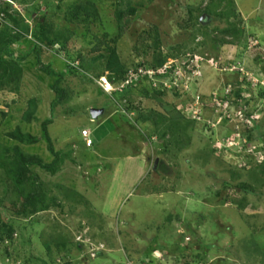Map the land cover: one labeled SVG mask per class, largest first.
<instances>
[{
  "label": "rangeland",
  "instance_id": "1",
  "mask_svg": "<svg viewBox=\"0 0 264 264\" xmlns=\"http://www.w3.org/2000/svg\"><path fill=\"white\" fill-rule=\"evenodd\" d=\"M1 5L0 264H264V0ZM109 48L180 72L108 95Z\"/></svg>",
  "mask_w": 264,
  "mask_h": 264
},
{
  "label": "trees",
  "instance_id": "2",
  "mask_svg": "<svg viewBox=\"0 0 264 264\" xmlns=\"http://www.w3.org/2000/svg\"><path fill=\"white\" fill-rule=\"evenodd\" d=\"M7 5H1L0 4V8L2 9H5ZM134 13V10L132 8H129L126 12L123 11V10H119L117 12V17H116V20H117V23H118V35H117V38H114L112 39V42L115 43L116 40L121 36V34L123 33V31L125 30V28L128 27V24H129V19H128V16H130L131 14ZM17 16V13L16 15L14 14H11L9 16V19L10 20H13L15 23L16 22H21V18L20 17H16ZM23 22V21H22ZM228 31V30H227ZM225 31V32H227ZM157 44V45H155ZM155 47L156 48H159L160 47V44H159V41H158V38L156 39L155 41ZM8 45V43H7ZM6 45V46H7ZM99 58L101 59H104L105 62H104V71L108 72L109 74L107 75V77L110 79V80H114L115 82H119L123 79L124 77V74L125 72L129 69L124 67L122 65V63L120 62L119 58H118V55L115 51L114 48H109L108 49V54L107 55H99ZM0 62H1V59H0ZM164 63V57L162 58L160 55H156V57H154L153 59V64L152 66L155 67V68H158V67H161ZM98 77L100 76H103L102 74L100 75H97ZM57 93H59L60 91L58 89H56ZM58 98V95L57 97ZM55 98V99H56ZM177 112V111H176ZM175 112V116L178 117V118H181L182 116L177 112ZM151 115H147L145 116L144 120H149V118H151V116L154 114L152 111H150ZM46 124L47 122H42L41 124V129H42V132L48 142V145L49 147L51 146V142H50V139L48 137V132H47V129H46ZM16 139L17 140H22V137L18 134L16 136ZM50 151L52 152V149L50 147ZM28 165H39L41 167H44V168H48L49 165L47 164H43L39 159H36V158H33V157H25V158H22L21 159V163H20V166H18V169H17V180L19 182V187L21 186L20 189H18V194L20 195V197L23 199V202L27 205V206H30V207H35L40 199L42 198V189L40 186H35L33 190H26L24 188V185H23V182L25 180L28 181V177L26 178L25 177V171L27 170V166ZM33 177V175H32ZM48 249V248H47Z\"/></svg>",
  "mask_w": 264,
  "mask_h": 264
},
{
  "label": "built area",
  "instance_id": "3",
  "mask_svg": "<svg viewBox=\"0 0 264 264\" xmlns=\"http://www.w3.org/2000/svg\"><path fill=\"white\" fill-rule=\"evenodd\" d=\"M5 2H9V0H0V4H4ZM169 66L163 64L161 67L153 68L151 66L148 67L147 65H139V67L128 69L125 72L123 79L119 82H115L113 79L110 80L105 77H100L96 79L95 82L99 88L107 94H112L114 92L123 93L127 88L135 87L140 84L141 80H150L156 78L155 76L165 75L170 72V70H173V72H171L172 74H176V69L179 71L181 67L179 64L175 65L173 68H170ZM82 134L86 135V143L88 145L91 144V141L87 138L88 131L84 130Z\"/></svg>",
  "mask_w": 264,
  "mask_h": 264
},
{
  "label": "water",
  "instance_id": "4",
  "mask_svg": "<svg viewBox=\"0 0 264 264\" xmlns=\"http://www.w3.org/2000/svg\"><path fill=\"white\" fill-rule=\"evenodd\" d=\"M89 112L91 118L94 120L97 118V116H99L102 113V110L91 108Z\"/></svg>",
  "mask_w": 264,
  "mask_h": 264
},
{
  "label": "clouds",
  "instance_id": "5",
  "mask_svg": "<svg viewBox=\"0 0 264 264\" xmlns=\"http://www.w3.org/2000/svg\"><path fill=\"white\" fill-rule=\"evenodd\" d=\"M100 77L108 78L107 76H104V75H103V76H100ZM100 77H98V78H100ZM98 78H97V79H98ZM108 79H109V78H108ZM98 87H99V86H98ZM102 92H103V91H102ZM104 93H105V92H104ZM106 94H107V93H106ZM108 95H111V94H108ZM92 120H93V119H92Z\"/></svg>",
  "mask_w": 264,
  "mask_h": 264
}]
</instances>
